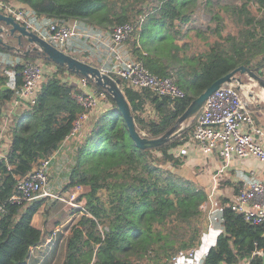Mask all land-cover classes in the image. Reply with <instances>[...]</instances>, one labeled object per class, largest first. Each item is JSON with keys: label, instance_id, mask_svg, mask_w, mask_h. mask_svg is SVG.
<instances>
[{"label": "trees", "instance_id": "trees-1", "mask_svg": "<svg viewBox=\"0 0 264 264\" xmlns=\"http://www.w3.org/2000/svg\"><path fill=\"white\" fill-rule=\"evenodd\" d=\"M15 1L28 6L30 21L37 29L42 20V27L52 22H79L81 28L90 27L91 32H111L114 27L135 22L146 14L144 7L134 10L131 0ZM146 6L152 7V12L141 32L134 34L129 54L142 61L151 73L173 78L186 96L172 99L146 89L136 91L113 75L130 103L137 130L144 136L157 138L170 131L198 95L233 70L244 66L263 74L264 0L222 4L209 1V25L205 30H194L202 48L190 56L183 51L190 46L182 48L175 41L180 32L175 31L174 23L189 22L201 9L198 1L148 0ZM147 34L157 37L153 55L150 45L144 42ZM67 52L100 67L68 48ZM0 53L17 54L24 62H41L45 67L56 68L45 76L37 102L23 112L22 124L13 128L10 149L0 160V202L6 208L0 218V264H30L31 247L43 244L52 233L34 227L33 218L46 205V227L50 206L57 201L44 198L16 204L10 199L16 192L18 178L51 157L71 133L82 111L74 95L82 90L65 80L66 73L80 79L83 76L56 64L43 52L25 56L0 43ZM22 67H15L14 90H2L0 86V121L7 108L5 104L23 84ZM88 84L106 94L109 106L91 117L89 130L80 140L77 164L64 188H85L79 199L84 200L92 217L81 215L70 228L63 264H172L178 253L203 244L204 224L209 221L208 213L202 209L210 201L207 189L178 173L185 162L173 154L188 141L196 120L171 142L141 150L110 94L89 79ZM149 108L154 109V117L147 114ZM241 186L233 188L235 196ZM230 197L221 198L225 230L216 245L209 248L203 264H241L243 259H249V264H262V258L254 253L257 248L264 249V223L245 221L242 214L231 209Z\"/></svg>", "mask_w": 264, "mask_h": 264}, {"label": "built area", "instance_id": "built-area-1", "mask_svg": "<svg viewBox=\"0 0 264 264\" xmlns=\"http://www.w3.org/2000/svg\"><path fill=\"white\" fill-rule=\"evenodd\" d=\"M197 1H202L204 8L209 1L216 0ZM0 13L12 16L16 21L62 50H65L63 47L68 41L77 37H86L91 44L104 45L106 54L100 68L106 74L120 78L136 91L146 89L159 97H170L172 99H182L186 96L184 90L177 85L173 78L160 77L151 73L142 61L137 60L129 53H124L125 42L134 34L141 32L146 19L144 15L140 16L135 22L114 27L110 32V36L105 38L101 34L90 35L91 33L82 29L78 22L65 25L52 22L48 24L45 32H41L30 21L32 14L29 9L19 7L12 2L0 0ZM193 16L187 23H174L175 31L180 32L175 37V41L180 47H182L181 43L185 40L187 33L194 30L192 26L195 24V18ZM183 51L187 53L184 48ZM50 68L52 71H56L55 67ZM48 71L49 69L39 62L27 61L23 64L21 71L23 84L16 96L10 101L8 118L16 110H28L37 102L45 76L49 74ZM79 86L82 92L75 94L74 98L82 111L73 123L71 133L51 157L43 160L39 166L24 177L18 178L16 192L10 199L12 203L20 204L49 198L52 201L65 204L75 212L74 217L69 220V225L64 231L66 236L79 216H92L87 212L84 200L79 199L80 194L85 189L83 186H76L71 191L56 193L50 190L49 168L65 143L72 140H81L87 123L91 119V114L101 101L107 100L105 93H98L89 86L88 78H81ZM147 114L154 117V109L149 108ZM263 139L264 128L257 124L252 107L243 98L242 93L237 91L236 84H227L209 97L196 118V124L188 141L175 149L173 154L175 157L184 160V146L189 147L196 144L204 154L211 155L217 152L225 165L233 159L244 160L249 158L258 159L264 163ZM230 207L233 211L242 214L247 222L252 224L264 223V182L253 179L242 184ZM202 208L205 209L206 206L203 205ZM5 212V204L0 202V218ZM60 231L61 228H56L55 233ZM51 241L52 239L47 240V242ZM208 248L209 244L205 241L199 247L182 251L173 257L172 264H203ZM255 254L262 257L264 249L257 248Z\"/></svg>", "mask_w": 264, "mask_h": 264}, {"label": "crops", "instance_id": "crops-1", "mask_svg": "<svg viewBox=\"0 0 264 264\" xmlns=\"http://www.w3.org/2000/svg\"><path fill=\"white\" fill-rule=\"evenodd\" d=\"M13 4L22 7V8H28L27 5L22 4L17 1H11ZM44 22H40L41 28L38 26L39 31L45 32L46 27H42ZM79 24V22H78ZM81 27V25H80ZM83 29V28H82ZM84 30H88L91 34H101L105 38V30H102L100 32H91L90 27L84 28ZM4 40L6 43H12V45H16L15 43L12 42V40L15 42L14 39L5 37ZM70 44H67V47L69 51H71L74 54H77L80 52L82 55H87L86 59L91 60L92 55L88 53L89 50H91L95 54H100L97 59H99L102 63L100 66L103 64V60L105 58L106 50L105 46L101 44H96L93 43L90 45H85L84 46V41L81 38H75L70 41ZM67 42V43H68ZM84 46V47H83ZM87 47V48H86ZM88 50V51H87ZM130 45H124V53H130ZM149 50L151 51V54L153 55V46H149ZM65 51V50H64ZM17 53V52H16ZM68 53V52H67ZM78 55V54H77ZM79 56V55H78ZM25 62L23 59L17 55H11V54H2L0 53V86L1 89L2 87H8L9 90H14L16 88V72H15V67L18 65H23ZM93 63V62H92ZM95 64V63H94ZM263 74L261 76L264 77V72L261 71ZM65 80L69 81L72 85L78 86L80 88V78L76 76H71L68 73H66V78ZM81 89V88H80ZM243 98L247 101L248 104L252 107L253 115L254 118L257 122L258 125L262 126L264 128V102L263 100L261 101L260 99H256L254 97L249 96L247 92L241 91ZM264 94V92H262ZM107 102L101 101L98 106L95 108L93 113L91 114V117L95 114H99L100 112L103 111L105 107L108 105L106 104ZM7 108L3 112L2 119L0 121V160L3 159L11 145V136H12V130L15 128L17 123L22 124L21 116L24 111L22 110H16L14 114L8 118L7 113L9 112L10 109V101L5 104ZM91 122V119L90 121ZM87 123V126L89 124ZM86 126L85 132H88V127ZM84 135V134H83ZM72 141H78V140H72ZM66 144V143H65ZM63 145L64 149L67 150L68 147H66L69 144ZM76 144V143H73ZM262 144L264 147V139L262 140ZM184 166L185 165H197L199 166V169L201 167V172H204L203 179H199V184L204 186L207 189V192L209 196H211V191H214L213 187L216 185V179L217 181L219 180H225L226 184L220 186L221 188H218L217 193L225 191V193L221 194L220 198V203L218 208H215L212 210L213 203L212 201V208L209 209L208 215H209V221H208V226L206 230L203 232V243L208 242L209 248L212 246H215L217 243V239L219 235H221L225 228H224V221L221 217V198H224L226 196H231V201L234 200L235 195L233 194V188L237 185L240 186V184H244L245 182L251 181L253 179H259L264 182V163L261 162L258 159L255 158H249V159H244V160H237L233 159L230 161L227 165L222 161L221 157L219 154L213 153L211 155L204 154L198 145L194 144L191 146H184ZM68 154V153H67ZM65 156V154H64ZM62 157H60L61 159ZM64 162L63 160L57 159L54 165L52 166L51 173L54 172V166H56L55 170L62 166L63 164H60ZM214 171V177H212L211 172ZM209 177V179H208ZM215 179V180H214ZM210 186V187H209ZM212 188V189H210ZM230 189V190H229ZM50 190L52 192H63V189L57 188L54 189L53 186H51ZM228 190V192H227ZM219 201V200H218ZM215 204V203H214ZM45 206L39 210L37 214H35L33 218V226L38 228V229H44L46 228L47 231H51V234H48L46 236V241L35 247H31V252H30V259L29 262L30 264H63L65 255H66V245H65V238L66 235L64 231L67 229V226L69 225V220H71L75 214L74 211L70 210L69 207L65 208L64 211H66L64 216L63 214L59 212H53L52 209H50L49 217H48V223L45 227V222L47 220V215L44 214L45 211ZM42 219V220H41ZM68 223V224H67ZM210 224V225H209ZM56 228H61V231L59 233H55ZM62 237L59 239V237ZM52 239L51 242H47V240ZM208 248V250H209ZM255 254V253H254ZM256 255V254H255ZM250 260L249 259H243L241 264H249Z\"/></svg>", "mask_w": 264, "mask_h": 264}, {"label": "water", "instance_id": "water-1", "mask_svg": "<svg viewBox=\"0 0 264 264\" xmlns=\"http://www.w3.org/2000/svg\"><path fill=\"white\" fill-rule=\"evenodd\" d=\"M5 36L14 39L16 45H8L4 40ZM0 43L25 56H29L36 51L43 52L56 64L66 66L72 72L80 74L98 86L103 87L110 94L117 108L122 113L135 145L141 150H149L163 146L179 137L193 124L206 101L219 88L227 84H236V88L241 90V85H243L242 76L249 77L255 86L264 92V77L253 72L251 69L241 66L215 81L198 95L170 131L157 138H148L137 130L130 103L117 80L103 72L100 67L80 60L54 46L38 33L16 21L12 16L3 13H0ZM2 90H9V88L2 87ZM262 100L264 102V96ZM261 258L262 264H264V255Z\"/></svg>", "mask_w": 264, "mask_h": 264}, {"label": "rangeland", "instance_id": "rangeland-1", "mask_svg": "<svg viewBox=\"0 0 264 264\" xmlns=\"http://www.w3.org/2000/svg\"><path fill=\"white\" fill-rule=\"evenodd\" d=\"M217 1H220L221 4H222V3H226V2H229V1L231 2V1H235V0H216L214 2H217ZM131 2L133 3L134 10H136V9H138L140 7H144L145 8V13L146 14H144V16H146V19H147L148 15L151 14V12H152V7L146 6V4L148 3V0H141L138 3L131 0ZM198 3L200 4L201 9H199L194 14L193 18H195V24L192 27L194 28V30L202 31V30H205L206 27L209 25L210 17L207 14V11H206L208 4L203 8L202 1H198ZM121 6L122 5L119 4L118 7L120 9H122ZM194 30L189 31L187 33V35H186L185 40L182 41V43H181L183 47L185 45H187V44L190 46V49H185L187 51V53L184 52V54L189 55V56L193 55V54H198L200 52L201 48H202V42H201V40H199L198 38H196L194 36V33L196 32ZM105 34H106V37L110 36V31L109 32L106 31ZM5 37L7 38V36H5ZM134 38H135V35H133L129 40H127L125 42V45H130L131 46L132 42L134 41ZM156 38L157 37L153 36V34H147L145 36V38H144V42L146 44H148V45H152L153 46V42H154V44H157L154 41ZM83 41H84V46L85 45H90L89 40H84L83 39ZM12 42L15 43L13 40H12ZM67 44H70V42H68ZM67 44L63 47V49H65L66 52H67V48H66ZM88 53L90 55H92L91 56L92 59L91 60L87 59L88 61L93 62V63L98 64V65H101L102 62L99 59H97V57L100 54H95L91 50H89ZM77 54L79 55V57H82L83 59H86V57H87V55H82L80 52H78ZM39 63H41V62H39ZM100 67H102V66H100ZM46 68L49 69L48 73L52 71V69L50 67H46ZM241 79L243 80V85H241V89L243 90V92H247V94H249V96L254 97L256 99H260L262 101V98L264 96V94H262L263 91L261 89L257 88L255 86L254 82H252L249 79V77L242 76ZM237 91L239 93H241V90L237 89ZM105 108L103 109V111H105ZM73 143H76V144H73ZM66 144H69V145L66 146V147H68L67 150L66 149L63 150V148H64V146H63L61 148V150L59 151L57 157L55 159H53V161H52V163L50 165V168H49V170H50V180H51L50 188H51V186H53L54 189H56V190H57V188H59V189L65 188L67 186V184L69 183V180H68L69 173L72 171L74 166L77 164L78 149L81 146L80 141H70V142H68ZM64 154H65V156H64ZM60 157H62V158L60 159ZM57 159L63 160L64 162L60 163V164H63V165L58 167L56 170H55L56 166H54L53 170H54L55 173L52 174L51 173V169H52V166L54 165V163L56 162ZM177 171H178V173L182 174L184 177H187V178H190V179L196 181L198 184L200 183L199 179L200 178L203 179V176H200V175H204V172H201V167L199 169V166H197V165L193 166L191 164L190 165H185L182 168L180 167L179 169H177ZM214 174H215L214 171L211 172L212 177H214L213 176ZM208 179H209V177H208ZM215 183H216V185H215V187H213V189H215V190L211 191V194H210L211 196H209L210 201H209L208 205L205 204L206 208L205 209L202 208L203 211H205L206 213H208L209 209L212 208L211 207L212 206V204H211L212 201H214V203H215V204L213 203L214 207L212 208V210H214L215 208H218L219 203H220V198L219 197L221 196V194L225 193V191L217 193V190H218V188H221L220 186L225 185L226 181L224 179L217 181V179H216ZM210 189H212V188H210ZM84 191H85V189H84ZM227 192H228V190H227ZM50 208L53 210V212H59V213L63 214L62 216L67 214V213H65L66 211H64L65 208H67V206L65 204H63V203L57 202L56 204L51 205ZM207 226H208V223L204 224V230H206ZM199 246L200 245H198L197 247H199Z\"/></svg>", "mask_w": 264, "mask_h": 264}]
</instances>
